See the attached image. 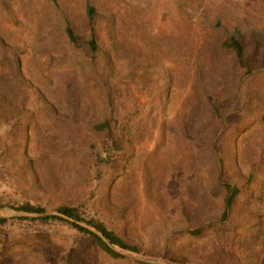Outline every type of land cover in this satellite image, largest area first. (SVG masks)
I'll return each instance as SVG.
<instances>
[{
	"label": "rangeland",
	"instance_id": "1",
	"mask_svg": "<svg viewBox=\"0 0 264 264\" xmlns=\"http://www.w3.org/2000/svg\"><path fill=\"white\" fill-rule=\"evenodd\" d=\"M56 2L0 0V217L82 204L139 251L2 226L0 264H264V0Z\"/></svg>",
	"mask_w": 264,
	"mask_h": 264
},
{
	"label": "trees",
	"instance_id": "2",
	"mask_svg": "<svg viewBox=\"0 0 264 264\" xmlns=\"http://www.w3.org/2000/svg\"><path fill=\"white\" fill-rule=\"evenodd\" d=\"M53 3H57L56 0H51ZM95 6L92 4H86L85 16L89 24H92L95 17ZM66 37L72 44L77 46H88L92 52L98 50L96 40L91 37L89 40H84L82 36L75 33L70 25L65 28ZM225 48L233 49L235 58L238 62L242 60L244 48L241 40L236 36H231L228 40L223 42ZM98 127H104V123L99 124ZM223 187L225 189L224 196V210L221 215V220H225L228 215V211L234 202V199L238 193V188L233 186L227 181H223ZM3 204L0 202V208ZM8 207L21 212L27 213H45L44 207L30 203L22 202L17 204H8ZM59 214H51L44 217L33 216H13V217H0V227L2 226H17L27 227L35 224L39 225H51L54 222H63L76 230L77 233L88 236L92 239L102 250L106 251L113 257H123L122 254L114 250L118 248L121 250H127L132 252H138V248L126 243L114 230L109 228L103 221L96 218H88L85 215V209L82 204H64L55 208ZM71 219V220H69ZM83 224H86L83 225ZM93 229V230H92ZM95 230V231H94ZM200 229H196L193 233H198ZM106 239L107 242L104 241ZM111 245V246H109Z\"/></svg>",
	"mask_w": 264,
	"mask_h": 264
},
{
	"label": "water",
	"instance_id": "3",
	"mask_svg": "<svg viewBox=\"0 0 264 264\" xmlns=\"http://www.w3.org/2000/svg\"><path fill=\"white\" fill-rule=\"evenodd\" d=\"M51 214H59V212H56V211H50V212H45V213H26L27 216H33V217H44V216H48V215H51ZM71 220V219H69ZM86 226V225H85ZM93 230V229H92ZM95 231V230H94ZM105 242L106 239H104ZM108 244V243H107ZM109 245V244H108ZM111 246V245H109ZM115 250V249H114Z\"/></svg>",
	"mask_w": 264,
	"mask_h": 264
}]
</instances>
